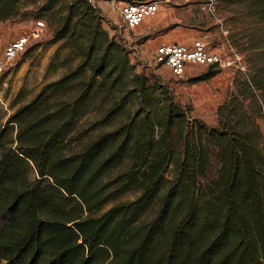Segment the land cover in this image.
<instances>
[{"label": "trees", "instance_id": "1", "mask_svg": "<svg viewBox=\"0 0 264 264\" xmlns=\"http://www.w3.org/2000/svg\"><path fill=\"white\" fill-rule=\"evenodd\" d=\"M28 6L64 72L0 129V264H264L260 110L245 124L264 68L209 127L136 72L90 0H0V23Z\"/></svg>", "mask_w": 264, "mask_h": 264}, {"label": "rangeland", "instance_id": "2", "mask_svg": "<svg viewBox=\"0 0 264 264\" xmlns=\"http://www.w3.org/2000/svg\"><path fill=\"white\" fill-rule=\"evenodd\" d=\"M130 1H158L161 0H92L93 3L104 5L106 11L103 17V28L129 52V59L135 66L136 72L144 74L151 80L166 86L173 100L184 108L191 119H197L209 127L217 126V109L235 94H239L243 80L259 75L264 68V19L262 18L258 0H180L179 5H172L174 0L161 4L159 10L164 13L163 21H170L167 7L175 8V16L181 24L193 26L201 31L204 41L213 47H223L222 53L233 62L227 69H217L216 77L208 81H201L199 77L208 68H189L181 80H174L166 67L156 64L150 51L139 50L140 44L135 43L133 31L128 30L119 16V8ZM171 1V2H170ZM264 0H260L263 2ZM91 2V0H90ZM211 4L212 12L200 10V5ZM24 10V11H23ZM24 15L4 23H0V57L4 47L24 33H28L36 20L31 17L32 6L23 9ZM160 12V13H161ZM42 20V19H40ZM44 21V20H43ZM47 24V22H46ZM170 23L169 29L173 28ZM53 36V29L47 24L40 37L30 42L26 51L18 56L13 65L0 75V129L5 126L7 118L19 106L33 99L40 88L47 82L59 78L64 72L48 73L51 57L58 48L49 43ZM137 48V50L135 49ZM257 104L250 101L245 103L247 119L245 124L253 129L251 122L255 116L261 136L257 140L264 147V87L255 93ZM260 107V109H259ZM91 118V116L89 117ZM85 122V121H84ZM218 165H211L208 179L217 175ZM167 180H171L169 169ZM163 192L161 193V195ZM138 196L130 192L120 197L116 202L108 204L104 211L115 203L132 201ZM155 206L145 217H153Z\"/></svg>", "mask_w": 264, "mask_h": 264}, {"label": "built area", "instance_id": "3", "mask_svg": "<svg viewBox=\"0 0 264 264\" xmlns=\"http://www.w3.org/2000/svg\"><path fill=\"white\" fill-rule=\"evenodd\" d=\"M159 7L158 1H130L123 3L118 12L125 27L134 31L146 20L155 17ZM206 9L212 12V5L208 3L200 5L201 11ZM46 26L45 21L36 20L34 27L28 33L20 35L4 47L0 57V75L5 73L15 59L26 51L30 42L40 37ZM153 61L166 67L174 80L183 79L189 68L214 67L222 70L233 64L224 53L213 52L202 39H195L189 45L162 43L155 48Z\"/></svg>", "mask_w": 264, "mask_h": 264}, {"label": "crops", "instance_id": "4", "mask_svg": "<svg viewBox=\"0 0 264 264\" xmlns=\"http://www.w3.org/2000/svg\"><path fill=\"white\" fill-rule=\"evenodd\" d=\"M168 1L169 0H161L160 3L164 4ZM178 1L180 0H174L172 5H179ZM184 1L190 2L191 0ZM91 4L99 8L103 16H105L106 11L109 10H107L104 5L93 3L92 0ZM166 11L170 15L172 22L169 20L163 21L164 17L162 14L164 13L159 10L155 17L146 20L139 28L133 31L132 37L135 43L140 44L139 50L145 49L146 51H150L153 56L155 48L162 43L189 45L195 39H202L204 41L206 36H204L201 31L195 30L192 25L181 24L179 17L175 16V8L173 6H168ZM170 23L173 27L171 29L168 28ZM208 45L213 52L223 51V47L219 48L213 47L210 44ZM135 49L137 50V48Z\"/></svg>", "mask_w": 264, "mask_h": 264}]
</instances>
